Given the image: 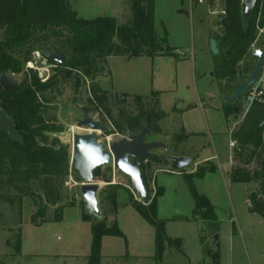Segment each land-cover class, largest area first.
<instances>
[{"label": "rangeland", "instance_id": "rangeland-1", "mask_svg": "<svg viewBox=\"0 0 264 264\" xmlns=\"http://www.w3.org/2000/svg\"><path fill=\"white\" fill-rule=\"evenodd\" d=\"M70 3L79 16L88 19L113 16L118 24H126L133 17L132 0H70ZM153 3L157 45L146 44L140 38L135 40L138 54L118 52L108 56L104 72L95 81L68 67L73 69L74 75L60 79V91L47 106L48 117L64 128L51 133V137H58L72 148L75 133L93 132L78 127L77 122L83 118V106H102L92 88L97 85V94L115 120L127 114L135 116L142 109L151 110L154 115L146 140L166 144L173 155L194 157V166L174 171L164 148L160 147L154 151L157 159L149 158L142 169L149 194L147 201L158 199V217L166 221L170 237L183 238L186 253L170 249L160 261L154 258V227L131 205L133 200L148 203L147 198H137L129 177L113 163L101 167L95 181L100 184L98 199L102 216L111 221L115 215L124 233L121 237H104L101 264H216L207 253V249L216 251V245L220 252L219 264H264V220L251 210L248 197V189L257 190L258 184L232 182L226 172L229 161L230 169L238 164L240 143L232 139L236 145L230 147V138L247 128L246 115L251 105L246 97L241 100L242 114L229 117L228 122L224 121L223 112L206 110L202 119L208 121L211 128L199 137L182 129L181 118L174 108L169 113L162 111V92L152 91L156 88L167 92L164 107L175 99L176 108L201 100L205 108L222 107L224 96L215 78L210 34L219 31L218 22L225 15L222 13L224 2L153 0ZM144 6L147 7L146 1ZM4 38V31L0 30V42ZM257 41L256 49L264 48L263 37L258 36ZM116 42L120 41L116 39ZM181 58L186 60L178 61ZM26 67L36 70L42 81L53 74L52 65L38 50L32 53ZM9 76L18 84L24 78L23 72L9 73ZM136 96L142 99L137 100ZM99 114H103L104 118L102 115L100 118L109 131H96V134L107 149L112 142L127 138L105 109H99L94 117ZM193 115V119L197 118L196 113ZM208 143L211 145L209 153L217 157L199 161L200 150ZM256 164V161L251 164L252 168ZM196 171L205 172L204 176L196 177ZM189 176H194L197 191L213 204L214 218L208 211L196 209ZM80 183L78 172L71 169L50 194L39 182L33 186L32 195H22V199L15 190L0 191L3 194L0 198V264H87L92 231L91 223L84 219L88 211L82 203ZM61 207L62 218L56 220ZM40 208L45 215H41ZM216 235L218 240L215 241Z\"/></svg>", "mask_w": 264, "mask_h": 264}, {"label": "trees", "instance_id": "trees-1", "mask_svg": "<svg viewBox=\"0 0 264 264\" xmlns=\"http://www.w3.org/2000/svg\"><path fill=\"white\" fill-rule=\"evenodd\" d=\"M145 1L147 7L144 6ZM223 2L225 15L218 22L219 31L211 32L210 38L217 40L219 48V53L215 55V78L220 93L227 96L233 94L255 68L254 43L258 37V26H264V0H257L246 29L241 11L242 0ZM131 6L132 19L126 24H118L113 16L92 19L81 17L73 9L70 0H0V30L5 35L0 42V77L9 73L24 74L22 81L9 92L0 85V107L12 117L14 134L18 137L12 138L0 128V191L15 190L22 199V195H32L33 186L39 182L50 194L58 181H62L71 169L75 170L71 165V146L63 144L58 137H51V133L61 132L63 126L53 122L47 115L48 103L60 91V78L54 75L42 81L36 70L26 67L32 59V53L37 50L64 51L68 56V67L79 70L84 77L95 81L104 72L108 56L118 52L137 55L139 50L135 40L139 38L146 44L159 43L155 32L153 0H132ZM92 88L102 105L100 107L98 104L96 110L105 109L107 115L113 118L97 94L99 86L92 85ZM103 98L106 99V96ZM136 99L142 98L136 96ZM241 100L234 104L223 102L222 109L227 119L242 114ZM160 114L164 115V112ZM153 115L151 110L142 109L135 116L127 114L119 120L113 119L116 128L128 135L139 132L145 124L151 127ZM246 116L249 119L247 128L235 132L232 137L240 146L236 157L238 164L232 166L228 175L232 182L258 184L257 190L248 189V197L251 210L264 220V125H261L264 120V100H255ZM255 161L257 164L252 168L251 164ZM101 167L95 170V177L100 175ZM204 173L196 171L194 174L203 177ZM193 177L189 176L188 180L196 209L206 210L214 218L213 204L207 196L197 191ZM2 197L3 194H0ZM57 197L60 198V194ZM113 201L116 205V195ZM147 202L133 200L131 205L155 229L154 258L163 260L170 249L186 255L183 238L170 237L166 221L158 217V199L154 197ZM59 209L61 213L56 220L62 218V207ZM39 212L45 215L43 208ZM84 219L91 223L92 231L87 264H101L104 237H121L124 233L115 215L111 221L90 213ZM216 249H207V253L219 264L218 245Z\"/></svg>", "mask_w": 264, "mask_h": 264}, {"label": "water", "instance_id": "water-1", "mask_svg": "<svg viewBox=\"0 0 264 264\" xmlns=\"http://www.w3.org/2000/svg\"><path fill=\"white\" fill-rule=\"evenodd\" d=\"M257 0H242L241 11L244 29L247 28L252 14V10ZM247 9V11H246ZM136 44V42H135ZM210 47L214 55L219 53L218 43L215 38L210 39ZM49 58L60 64H65V55L63 52L51 54ZM253 59L256 61L254 70L248 79L238 85L231 96H224V101L234 104L241 100L252 86L259 80L264 72V50L255 49ZM68 75L72 70L67 71ZM0 84L6 91H11L18 84L12 80L9 74H3L0 78ZM79 79L77 80V86ZM124 100V99H122ZM88 113L89 109H84ZM264 125V120L261 122ZM78 127H87L91 133H75L73 135L71 165L78 172L80 177V191L82 199L88 213L99 218L102 212L99 206L98 191L100 184L95 181V170L101 166L113 163L116 168L126 174L131 182L138 199L148 197V189L142 173V165L149 159L155 158L154 151L164 148L166 157L171 161V165L176 170H182L194 166V158L188 155H173L168 146L159 141H147V135L150 131L148 124L137 133H129L127 138L112 142L109 149L105 144L99 141L96 131L108 132L109 128L101 121L94 120L88 115L83 121L77 123ZM0 128L5 130L12 138H18L14 134V122L7 111L0 107ZM218 240V235L214 237Z\"/></svg>", "mask_w": 264, "mask_h": 264}, {"label": "crops", "instance_id": "crops-1", "mask_svg": "<svg viewBox=\"0 0 264 264\" xmlns=\"http://www.w3.org/2000/svg\"><path fill=\"white\" fill-rule=\"evenodd\" d=\"M185 60H186L185 58H181L178 61L182 62ZM153 90L162 92V94L160 95L161 110L166 112V113H169L174 108L178 112V114L181 118L180 125H181L182 129H184V131H186L187 133H190V135L203 137L206 134L205 130L206 131L210 130L211 127H210V124L208 123V121H205L204 119H202V115L206 116V110L213 111V112H216V111L220 112L221 111V112H223L224 121L228 122V120H229L226 118L224 111H223L221 106L205 108V105H203V100H201L200 103H184V104L180 105L179 108H176L177 101L175 99L172 102H169V106L164 107L163 99L167 95V92L165 90L156 89V88H152V91ZM194 113H196V116H197V118H195V119H193L194 118L193 116H195V115H193ZM231 141H232V138H230V143H231ZM210 146L211 145L209 143L206 146L203 145V147L201 148L200 153H199V156H200L199 161H211V160L215 159V157H217L216 154L209 153V147ZM230 152H231V148H230ZM230 167H231V161H229V164L226 165V172L227 173L230 170ZM102 250H103V248H102Z\"/></svg>", "mask_w": 264, "mask_h": 264}, {"label": "flooded vegetation", "instance_id": "flooded-vegetation-1", "mask_svg": "<svg viewBox=\"0 0 264 264\" xmlns=\"http://www.w3.org/2000/svg\"><path fill=\"white\" fill-rule=\"evenodd\" d=\"M60 52H63L64 53V55H65V64H60V63H57V62H55L53 59H51V58H49V55H51V54H56V53H60ZM41 56L46 60V62H49V64H51L52 65V67H53V74H51L49 77H48V79L49 78H51L52 76H54V75H56L58 78H65V79H67V78H70V77H72L73 75H74V72H73V69L72 68H68V66L66 65L67 64V59H68V56H67V53H65L64 51H55V52H41ZM49 60H52V62H50ZM29 62H31V61H29ZM69 70H72V74H70V75H68V73H67V71H69ZM64 77H63V76ZM1 78V77H0ZM47 79V80H48ZM80 79L81 78H79V85L77 86V83H76V87L78 88L79 86H80ZM46 81V80H45ZM1 85V84H0ZM2 86V85H1ZM3 88H4V86H2ZM5 89V88H4ZM89 109L88 110V113H86L85 112V110L84 109ZM82 112H83V118L80 120V121H83L84 120V118H85V116L86 115H88L89 117H91V118H93L94 120H97V121H101L103 124H104V122H103V120L100 118V114L98 115L99 117H94L95 116V112H97V110H96V108H95V106H89V107H87V106H83L82 107ZM80 121H78V122H80ZM77 122V123H78ZM87 128V127H86Z\"/></svg>", "mask_w": 264, "mask_h": 264}, {"label": "built area", "instance_id": "built-area-1", "mask_svg": "<svg viewBox=\"0 0 264 264\" xmlns=\"http://www.w3.org/2000/svg\"><path fill=\"white\" fill-rule=\"evenodd\" d=\"M199 1H204V0H199ZM247 11V9H246ZM223 14H225V11L222 12ZM258 36H262L263 40H264V26H258ZM258 40V37H257ZM256 40V42L254 43V46H256V43L258 42ZM263 95H264V79L261 77L259 78V80L252 86V88L246 93L245 97H246V101L249 103V105H251L255 100H259L263 102ZM236 145V141L232 140L230 143L231 147H234Z\"/></svg>", "mask_w": 264, "mask_h": 264}]
</instances>
